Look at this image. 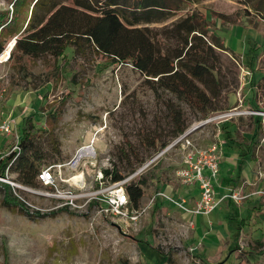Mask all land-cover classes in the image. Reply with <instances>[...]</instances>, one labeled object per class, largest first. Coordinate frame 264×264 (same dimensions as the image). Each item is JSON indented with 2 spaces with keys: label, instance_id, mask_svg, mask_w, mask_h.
I'll return each mask as SVG.
<instances>
[{
  "label": "rangeland",
  "instance_id": "374dc122",
  "mask_svg": "<svg viewBox=\"0 0 264 264\" xmlns=\"http://www.w3.org/2000/svg\"><path fill=\"white\" fill-rule=\"evenodd\" d=\"M253 1L199 0L164 22L138 25L149 28L157 47L171 50L180 44L174 37H164L163 28L170 27L185 11H197L205 16L208 32L224 40L226 50L215 52L225 88L219 100L211 101L209 122L203 123L201 114L175 94L154 91L131 63L113 61L89 47L77 53L67 47L56 59L50 55L22 57L19 62L24 69L20 73L14 66L16 57L8 56L0 62V118L11 121L12 135L0 133V155L7 153L21 135L27 115L36 129L44 130L39 142L45 150L50 135L58 141L59 155L48 151L40 168L68 160L90 138L93 126L101 125L95 143L97 161L108 168L117 165L127 177L159 148L158 144L148 145L154 134L162 141H172L169 134L174 126L166 105L170 99L182 113L184 132L203 123L187 135L196 147L219 146L217 178L225 184L232 175L243 183L244 190L251 186L248 181L264 185V18L251 8ZM0 8L11 10V4L0 0ZM254 110L263 114L243 113ZM232 112L238 113L225 116ZM257 118L262 127L256 133L253 125ZM222 124L240 143L245 137L256 136L252 160H240L243 150L237 147L238 142L232 148L226 145ZM124 137L142 162L130 153ZM119 148L128 154L130 166L121 158ZM181 163L182 149L177 144L144 171L156 166L168 179L165 190L172 188L171 193L184 196L193 206L199 193L190 192L192 186L179 179L176 171ZM0 183L9 184L22 204V209L18 204L2 205L0 187V264H264V203L252 206L246 199L236 204L223 200L235 211L229 209L224 222L217 221L212 228L207 221L208 228L203 229L173 204L160 198L151 202L156 186L150 182L144 186L138 206L133 207L144 209L135 223L101 216L92 206L61 210L65 207H55L57 199L39 191H25L15 173L6 172ZM35 189L48 190L39 183ZM240 218H244L242 225ZM238 227L241 231L237 235ZM165 255L169 263H165Z\"/></svg>",
  "mask_w": 264,
  "mask_h": 264
},
{
  "label": "trees",
  "instance_id": "16d2710c",
  "mask_svg": "<svg viewBox=\"0 0 264 264\" xmlns=\"http://www.w3.org/2000/svg\"><path fill=\"white\" fill-rule=\"evenodd\" d=\"M198 1L70 0V3H67L66 0H6L7 4H11V10L0 8V55L14 39L9 58L16 57L14 66L20 73L24 69L23 64L19 62L22 57L31 59L50 55L56 59L67 47H71L76 53L81 52L84 47H89L111 57L113 61L131 63L146 77L154 91L162 89L175 94L176 98L185 101L205 119L210 115L212 99L219 100L221 91L225 88L222 70L216 63L219 58L215 52L216 49L226 50L224 40L213 32H208L205 16L197 11H185L170 27L163 28L164 37H174L180 44L171 50L157 47L149 35V28L138 26L164 22L182 12L186 5ZM251 5V8L264 18V0H255ZM56 81L55 78L51 85ZM166 105L174 126L169 135L173 137L171 140H174L184 133L186 126L181 111L170 99ZM50 115L46 116V121ZM227 127L222 124L226 145L232 148L234 143L238 142L237 147L243 150L239 153L240 160L244 161L246 156L251 157L253 148L257 145L256 136L240 143L230 134ZM261 127V120L257 118L254 122L255 132H259ZM43 131L35 128L30 115L24 117L18 142L19 149L0 155V177H5L6 172L15 173L21 185L38 187L36 175L43 158L48 151L56 155L60 153L58 141L54 136L50 135L49 147L46 150L41 146L39 139ZM124 142L137 162H142L125 137ZM171 142L162 141L160 135L154 134L148 145H159L154 155ZM119 153L121 158L128 159L125 150L119 148ZM127 163L128 166L131 165L128 160ZM104 173L110 182L125 177L115 164ZM148 182L156 186L157 192L161 186L168 183V179L153 166L127 181L125 190L132 207L138 206L144 194V186ZM1 186L4 194L1 204L7 207L19 205L22 209L20 201L11 193V186L0 183ZM4 189L9 192L6 193ZM243 222L244 219H241L239 224L242 225ZM239 229L238 227L237 235ZM133 239L139 241L138 238ZM163 257L165 263H169V256Z\"/></svg>",
  "mask_w": 264,
  "mask_h": 264
},
{
  "label": "built area",
  "instance_id": "2783aa9c",
  "mask_svg": "<svg viewBox=\"0 0 264 264\" xmlns=\"http://www.w3.org/2000/svg\"><path fill=\"white\" fill-rule=\"evenodd\" d=\"M248 73V72H245ZM228 113L225 116L236 114ZM243 113L254 115L263 114L260 111H245ZM211 119L203 120V123ZM202 123V122H201ZM103 126H93L90 138L79 145L72 156L63 162H51L44 165L37 172L36 180L39 185L47 188L42 190L37 187L21 185L25 191L38 193L55 198L58 204L55 207H65L72 210H81L90 206L95 207L101 216L112 220L135 223L144 209H133L125 190V183L141 174L150 163L161 157L164 152L180 144L182 149V163L176 173L183 184L194 186L198 190V200L193 206L188 205L184 196H175L166 190H158L153 194L151 202L160 198L173 204L184 213L190 215H208L223 200L239 203L251 195L264 198V188L246 192L242 187L228 189L220 197H216L215 183L219 173L221 154L219 146L215 143L206 148L196 147L187 136V131L176 137L165 148L145 161L134 173L120 180L110 182L106 179L105 170L108 166L98 163L95 143ZM0 133L12 135L11 121L0 118ZM19 137L8 152L18 150ZM131 206V207H130Z\"/></svg>",
  "mask_w": 264,
  "mask_h": 264
},
{
  "label": "crops",
  "instance_id": "0c3cea01",
  "mask_svg": "<svg viewBox=\"0 0 264 264\" xmlns=\"http://www.w3.org/2000/svg\"><path fill=\"white\" fill-rule=\"evenodd\" d=\"M254 126V125H253ZM234 136V134H233ZM235 137V136H234ZM245 137V136H244ZM236 138V137H235ZM246 141L252 139V136L251 137H245ZM243 140V139H242ZM236 145V143H234ZM234 145V146H235ZM233 151V150H232ZM234 152V151H233ZM252 157V156H251ZM251 157L249 156H246L243 160H247V159H251ZM239 158V157H238ZM221 161V160H220ZM219 171H220V166H219ZM231 171V170H230ZM235 172V171H234ZM231 180V181H230ZM233 180V181H232ZM227 183L224 184V181L219 178H217V181L215 183V190L217 189L216 191V197H220L221 195H223L224 193L227 192V190L229 189L230 186H234V188H237V187H242L243 186V183L240 184V182H238V180H235L233 179V176L230 175L229 178H227L225 180ZM168 184V183H167ZM167 184L164 185V190L166 189L165 186H167ZM248 185H251L250 187H247L245 188L246 192H252L253 190L255 189H260V188H264V185L262 184H259L256 186V183L254 182H247ZM167 192H172V188H169V190L167 189L166 190ZM190 192H193L195 194H197V189L196 188H192L191 187V191ZM255 200V201H254ZM263 200V201H262ZM232 204H236L234 203L233 201H231ZM245 202H249V203H252V206L253 205H256V203H264V198L263 197H259L257 195H251L250 197H248ZM254 202V204H253ZM221 203V202H220ZM223 205L221 204L220 208H218L219 206H217L212 212H210L208 215H187L189 216V218H195L194 221H196V224L197 223H200L201 227L204 229L208 228V225H207V221L210 223L211 228L213 227V225L217 224V221H220V222H224L223 219H225L227 216H228V213H229V209H230V212L232 211H235L234 209L232 210L231 207H229V204L227 206V204L225 203V201L222 202ZM226 204V206H225ZM248 203H245V205H247ZM225 207V208H224ZM218 208V209H217ZM217 209V210H216ZM234 214V213H233ZM240 219H244V218H240ZM245 222H243L244 224ZM239 231H241V229H239Z\"/></svg>",
  "mask_w": 264,
  "mask_h": 264
},
{
  "label": "water",
  "instance_id": "95a60500",
  "mask_svg": "<svg viewBox=\"0 0 264 264\" xmlns=\"http://www.w3.org/2000/svg\"><path fill=\"white\" fill-rule=\"evenodd\" d=\"M14 42H15V40L13 39V40H11V41L7 44V47L10 46V50H11V48L13 47ZM7 47H6V48H7ZM9 53H10V52L7 53L8 56H9ZM201 124H203V123H200V124L194 126V127L191 128L190 130H188L186 134L188 135V134L191 133L193 130H195L197 127H199Z\"/></svg>",
  "mask_w": 264,
  "mask_h": 264
},
{
  "label": "bare ground",
  "instance_id": "6f19581e",
  "mask_svg": "<svg viewBox=\"0 0 264 264\" xmlns=\"http://www.w3.org/2000/svg\"><path fill=\"white\" fill-rule=\"evenodd\" d=\"M10 52V46H8L4 52L0 55V62L4 61L7 59L8 55L7 53Z\"/></svg>",
  "mask_w": 264,
  "mask_h": 264
}]
</instances>
